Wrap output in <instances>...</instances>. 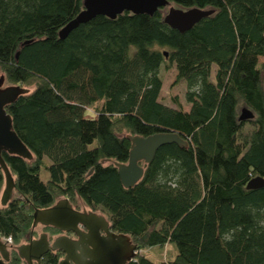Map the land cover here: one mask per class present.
I'll use <instances>...</instances> for the list:
<instances>
[{"label":"trees","instance_id":"trees-1","mask_svg":"<svg viewBox=\"0 0 264 264\" xmlns=\"http://www.w3.org/2000/svg\"><path fill=\"white\" fill-rule=\"evenodd\" d=\"M169 1L213 11L184 31L162 21L161 7L97 14L59 38L82 0H0V71L34 82L5 106L33 155L2 151L15 195L0 204V235L13 244L31 232L35 207L65 196L101 209L136 250L174 245L172 256L140 251L125 264H264V185L245 186L264 178V0ZM161 65L174 66L171 83L185 79L187 109L159 99ZM239 102L253 112L247 125ZM161 130L186 146L160 145L124 187L113 160L127 158L125 133Z\"/></svg>","mask_w":264,"mask_h":264},{"label":"water","instance_id":"water-1","mask_svg":"<svg viewBox=\"0 0 264 264\" xmlns=\"http://www.w3.org/2000/svg\"><path fill=\"white\" fill-rule=\"evenodd\" d=\"M165 8L162 14V21L169 27L178 31L190 28L202 17L209 15L213 9L208 7L188 6L182 7L171 4L169 0H82V7L79 12L68 20L58 30L59 38H64L71 29L81 22H86L97 14H104L110 18L127 10L133 13L151 14L158 8ZM166 55V51H163ZM18 51L16 52V56ZM5 76L0 75V167L3 171L4 183L0 193V204H6L13 196L15 187L14 177L11 173L2 151L31 159L32 152L21 140L12 125L11 114L6 111V104L13 102L20 94L29 92V88L19 83L3 85ZM253 112L243 105L237 113L238 120L250 119ZM129 140V148L125 161L113 160L120 183L124 186H131L137 182L145 165L152 159L155 150L162 144L174 142L178 146H186L187 141L174 130H161L147 135L125 133ZM264 185V178L256 175L249 178L246 188H254ZM88 211L75 209L69 199L65 196L57 198L51 205L35 207L32 216V227L38 223L51 225L61 230H75L79 235L78 239H72L67 235L60 234L50 242L46 232H39V237L31 238L25 243L21 242L15 246L18 254L32 264H41L40 256L51 248H59L64 252L60 257L59 264H125L136 253L135 244L130 237L123 232H113L107 217L97 210ZM87 228L85 232L78 224ZM31 227V228H32ZM100 229L105 231L101 234ZM8 242V241H7ZM6 240L0 235V264H6L3 259L8 260ZM79 249V252L76 250Z\"/></svg>","mask_w":264,"mask_h":264},{"label":"rangeland","instance_id":"rangeland-1","mask_svg":"<svg viewBox=\"0 0 264 264\" xmlns=\"http://www.w3.org/2000/svg\"><path fill=\"white\" fill-rule=\"evenodd\" d=\"M170 3L174 4L173 2H170ZM165 8H163L162 11H164ZM261 58L262 57H258V60H260ZM158 73L161 76V87L159 90V99L161 101H163L164 103L174 105L175 102L171 98H172V96H175L176 102L179 103L183 109H187L189 106V103L185 100V95H184V92L186 89L185 79L182 78L179 81H177L176 83H171L173 80L174 74H175V68L173 65H169L167 68H165L161 65L158 69ZM1 74H3L2 71H0V75ZM209 78L210 79L213 78V65L211 67V72H210ZM33 83L34 82H32L30 85L24 84V86L28 87L29 90H31L34 86ZM8 84H12V83L8 82L7 79L5 78L3 85H8ZM97 103H95V104H97ZM88 105H89V107L87 108V111H86L87 114L88 115H95L96 111L93 109V108H95L94 103H89ZM243 105L244 104L241 102L238 103L237 113L239 112L240 107ZM248 121H249V119H248ZM46 159H47V161H49L48 158H46ZM105 162H108V161L106 160ZM40 176L43 180H45L48 177V170L44 167V165H42L40 168ZM3 183H4V178H3ZM2 187H3V184L1 186L0 193H1ZM14 195H15V190H13V196ZM60 197H62V196H60ZM75 203H79L80 205H84V203L80 199H78L77 202H75ZM34 229L37 232H39L40 231V224H38V226L36 225L34 227ZM23 240H25V239H23ZM11 242H12V240H11ZM19 243H21V242H19ZM14 245H17V244H14ZM140 251L144 252L146 255H148L152 259L157 260V258H163L165 256L166 257L172 256L173 251H175V249H174V245L170 243V244H164L162 247L151 246V247L145 248L144 250H136V252H140Z\"/></svg>","mask_w":264,"mask_h":264},{"label":"flooded vegetation","instance_id":"flooded-vegetation-1","mask_svg":"<svg viewBox=\"0 0 264 264\" xmlns=\"http://www.w3.org/2000/svg\"><path fill=\"white\" fill-rule=\"evenodd\" d=\"M247 121H248V119L244 120V122H245L244 124L245 125H247ZM71 204H72V206L75 209L80 210V211L83 210V208L85 209V211H88L87 209L89 208L91 211L97 210L98 212L101 211V213L104 214V212L101 209H95V208H93V207H91V206H89V205H87L85 203H84V205H80L79 203H72L71 202ZM38 224H40V223H38ZM38 224H37V226H38ZM77 226L80 227L85 232L87 231V228L84 225H82V224L79 223ZM34 227L31 228V232L27 235V237L25 238V240H23L22 242H25V243L29 242L30 241V236H31V238L32 237L33 238L39 237V232H46L47 237H48V239H49L50 242L53 240V238L55 236L60 235V234L67 235L68 237H70L72 239H78V237H79V235L77 234V232L75 230H61V229H59L57 227H54V226H51V225H43V224H40V231L37 232L34 229ZM100 232H101V234H105V231L103 229H100ZM6 242H7V240H6ZM10 243L12 245H14L12 242H7L6 247L9 250V252H8V257L9 258H8V260L3 259L4 262L6 264H30V263L27 262V260L25 258H22L18 254V252H17V255H14V250H16V248L14 246H10ZM76 251L79 252V249H77ZM58 252H61V255L58 257L57 264H59L58 262L60 260V257L61 258L63 257L64 252L62 250H60L59 248H56V249L51 248V246L49 244L47 250L44 251L42 253V255L40 256V262H41V264H45L44 261L46 259H48V256L49 255L54 256V255H57ZM0 258H2V255L1 254H0ZM36 263H37V261L35 259H33L32 264H36Z\"/></svg>","mask_w":264,"mask_h":264},{"label":"built area","instance_id":"built-area-1","mask_svg":"<svg viewBox=\"0 0 264 264\" xmlns=\"http://www.w3.org/2000/svg\"><path fill=\"white\" fill-rule=\"evenodd\" d=\"M5 240H7L8 242H11L12 238L11 236H2ZM136 251V249H135Z\"/></svg>","mask_w":264,"mask_h":264}]
</instances>
